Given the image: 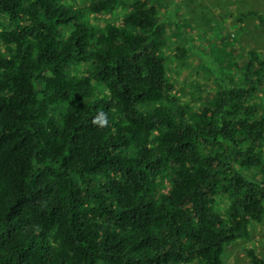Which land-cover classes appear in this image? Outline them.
<instances>
[{
	"label": "trees",
	"instance_id": "1",
	"mask_svg": "<svg viewBox=\"0 0 264 264\" xmlns=\"http://www.w3.org/2000/svg\"><path fill=\"white\" fill-rule=\"evenodd\" d=\"M172 3L0 0V264H222L262 220L264 60L214 58L216 89L178 103Z\"/></svg>",
	"mask_w": 264,
	"mask_h": 264
},
{
	"label": "rangeland",
	"instance_id": "2",
	"mask_svg": "<svg viewBox=\"0 0 264 264\" xmlns=\"http://www.w3.org/2000/svg\"><path fill=\"white\" fill-rule=\"evenodd\" d=\"M172 1L169 7L161 8L165 24L161 51L167 79L173 85L170 97L188 108H197L206 94L216 89L217 78L209 72L214 58L217 62L224 60L227 52L238 56L241 51L253 50L264 60V0ZM243 14L247 15L241 18ZM117 17V12L88 15L96 26ZM9 27L7 20L0 18V31ZM261 98L264 100L263 94ZM252 174L261 179L259 172ZM247 248H252L264 261V215L260 222L250 224L246 239L224 248L222 264H249Z\"/></svg>",
	"mask_w": 264,
	"mask_h": 264
},
{
	"label": "clouds",
	"instance_id": "3",
	"mask_svg": "<svg viewBox=\"0 0 264 264\" xmlns=\"http://www.w3.org/2000/svg\"><path fill=\"white\" fill-rule=\"evenodd\" d=\"M93 123L98 124L99 126H105L108 123L106 115L104 113H98L94 117Z\"/></svg>",
	"mask_w": 264,
	"mask_h": 264
}]
</instances>
